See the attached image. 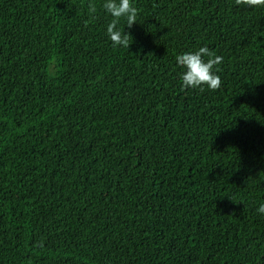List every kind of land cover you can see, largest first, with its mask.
<instances>
[{
    "label": "trees",
    "instance_id": "obj_1",
    "mask_svg": "<svg viewBox=\"0 0 264 264\" xmlns=\"http://www.w3.org/2000/svg\"><path fill=\"white\" fill-rule=\"evenodd\" d=\"M102 3L0 0V264H264V5Z\"/></svg>",
    "mask_w": 264,
    "mask_h": 264
},
{
    "label": "clouds",
    "instance_id": "obj_2",
    "mask_svg": "<svg viewBox=\"0 0 264 264\" xmlns=\"http://www.w3.org/2000/svg\"><path fill=\"white\" fill-rule=\"evenodd\" d=\"M237 4L264 5V0H236ZM103 10L113 19L107 25L106 32L113 46H127L128 34L118 27L121 18H126L127 26L135 24L137 8L133 0H103ZM97 8L94 3H89V13L95 14ZM207 57V59H205ZM178 65L183 69L180 73L182 87L185 89L199 88L201 91L206 86L209 90H216L221 86V78L216 66L221 64L223 57L216 55L209 47L203 46L196 51H189L176 57ZM257 212L264 215V204H260Z\"/></svg>",
    "mask_w": 264,
    "mask_h": 264
}]
</instances>
